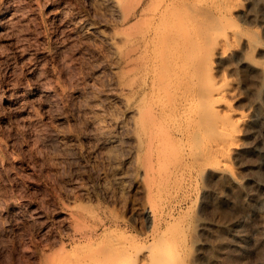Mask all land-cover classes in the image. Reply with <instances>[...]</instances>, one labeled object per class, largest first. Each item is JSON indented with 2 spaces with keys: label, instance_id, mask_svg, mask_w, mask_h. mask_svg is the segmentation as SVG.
Masks as SVG:
<instances>
[{
  "label": "rangeland",
  "instance_id": "1",
  "mask_svg": "<svg viewBox=\"0 0 264 264\" xmlns=\"http://www.w3.org/2000/svg\"><path fill=\"white\" fill-rule=\"evenodd\" d=\"M148 1L180 10L178 48L157 52L154 39L132 50L126 33L143 23L123 14L136 0H0V264H43L109 239L141 252L159 235L182 264H264L263 2ZM211 78L229 89L211 100L219 115L228 102L243 111L238 135L205 109ZM189 95L192 133L189 106L174 124L144 114ZM159 125L174 137L171 163L160 159ZM231 140L238 151L211 154Z\"/></svg>",
  "mask_w": 264,
  "mask_h": 264
},
{
  "label": "bare ground",
  "instance_id": "2",
  "mask_svg": "<svg viewBox=\"0 0 264 264\" xmlns=\"http://www.w3.org/2000/svg\"><path fill=\"white\" fill-rule=\"evenodd\" d=\"M112 1L115 3V5H119V6L122 5L124 2V0H112ZM213 1L215 3L218 2L216 0H213ZM225 1H229V0H219V2H225ZM136 2L137 4L136 3L133 4L134 6V10L132 9L133 12L130 9L132 13L129 14V11H128L126 14L125 13L123 14L124 15L123 20H126V19L128 20V18H130L131 16L134 17L135 15V16H138L137 21L140 23H143V25L139 27L133 33L132 32L126 33V39L129 40L130 43H133L134 45V48H132V50L136 51L137 49L142 48L146 53L147 49L149 48V46L151 45V42H153L154 39L156 40V42L153 46H154V49L156 48L155 50L157 52L166 48L168 45H173V47L178 48L179 47L178 45L180 44L181 41H183L184 36L185 38L187 36L186 35L187 32L184 30V26H183L185 22H184V19H183V16L180 10L173 9L172 11H170L172 7L167 9V6L165 8L164 6L159 7L158 6L159 4H155V9H152L154 7H152V4H151L150 7L152 9L151 11L152 13L150 14L149 10L151 9L148 10L149 4H150V3L148 4L149 2L148 0H136ZM160 2L162 1H159L157 3H160ZM261 2H263V4L261 3L262 6L260 5L261 8L263 7L261 10H264V0L263 1L261 0ZM199 3H200V6L203 7L202 6L203 4H201L202 2H199ZM138 5H140L139 11L135 10V8H137ZM120 7L122 8V6ZM231 8L232 7H230V11L234 12V11L241 10L242 7H236V8L234 7L232 9ZM217 9L219 10V8ZM217 9L215 13H219ZM150 19L156 20L155 27L150 25L151 23ZM135 24H137V22ZM221 51L222 49L220 51L217 49L211 56L209 70H212L215 67V63H214V61L216 60L215 55L216 54L218 55ZM129 54L130 53H128V55ZM170 64L174 65V61H170ZM178 71H180V69H178ZM156 87H158L159 92H162L163 89H166L165 84L161 81L157 84ZM224 91L227 92L229 91V89L223 87V85L216 78H211L207 85V88L203 90L204 92L203 100H205L204 103L206 104V107H205L206 111L211 112V116L217 122L219 131L221 133L227 134L226 136L231 137L233 134L234 135L239 134V130L242 128L243 126L242 124L244 123L245 120H243V117H244L243 111L233 108V105L231 102L227 103L226 109H228L227 110L228 112L226 113L227 116L225 117L220 116L218 113L219 111L218 108H216L213 104H211V100L218 98L220 96H223L222 94H224L223 93ZM197 98L198 97L196 95H189L187 97H184L183 99H179L177 101H171L170 103L162 104L161 106L155 107V109L151 108L148 111H146L144 114L146 117H149V118L152 117L153 124L158 122L156 120L158 115L161 116V118L166 117V116L171 117L170 120L172 122V120L176 116L175 113L178 110L180 109L184 110L186 107L189 106V109L187 110V113L190 112L189 116H187L189 127L187 128V130H188V133H192L194 130H198V128H196V126L193 123L196 117L195 114L197 113L196 112L197 110L195 109L196 108L195 104H197ZM174 123L175 122L173 121L172 124ZM153 124L151 123V119H149L145 124H143V130L150 131V128L153 126ZM158 130L164 131V128L161 125H159ZM173 138L174 137L169 130L164 131L160 137L156 136V139L160 140L159 155H160V159L164 163H171L169 159V155H170V148L172 146L171 142L173 141ZM152 141H153V138L149 136L148 143L150 144ZM166 148L169 151L166 152ZM210 149H211V154L221 151L224 157H228L231 151L233 152L238 151V144L232 140L229 142L216 141L213 145L210 146ZM218 162H219V165L224 168L227 166L225 158L219 159ZM162 176L168 177V174H164ZM146 214H147V217H149L150 215H153L154 217V210L152 208H149V210L146 211ZM152 221L154 223L155 217L152 219ZM93 231H95V229ZM89 233H92V232H89ZM89 233L88 234L84 233V234L89 235ZM93 235L94 234H92V236ZM101 235L103 236L104 233H102ZM105 236H106V233H105ZM89 237L92 238L91 236ZM159 237H160L159 238L160 241L158 242V240H156L158 244L156 243L157 245H155L156 247L154 249L149 248V249H146L145 251L142 250L141 252L137 249L135 244L134 246L130 242L119 244L118 242H111L113 239H109L107 242H104V239H103L99 241H101V243L102 242L104 243H102V245L97 244L99 245L98 246L99 248H96V250L92 252L89 251L86 253H79V254H74V255H70V254L63 255V256L61 255V257L58 256V258L60 257L59 259L57 257H56L57 259L55 258H48V259L50 260L52 259L56 261L58 260V262H60L59 264H182L183 262V260H181L182 257L181 259H179L180 258L179 255H178L179 257L178 256L174 257L172 254L167 252L166 249H164L163 244L166 243V238L164 239L163 235L161 236L159 235ZM97 238H95V240ZM99 241L98 243H100ZM161 241H163L164 243H161ZM92 242L89 244L90 245L94 244V242L93 243ZM95 243L97 242L95 241ZM178 259L181 261H178ZM50 260L44 263L50 264L49 263L51 262Z\"/></svg>",
  "mask_w": 264,
  "mask_h": 264
}]
</instances>
